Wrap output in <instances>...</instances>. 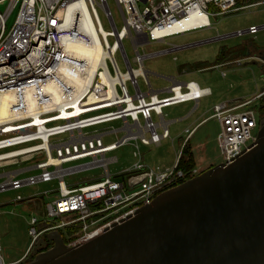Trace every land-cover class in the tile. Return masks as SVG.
Wrapping results in <instances>:
<instances>
[{"label": "built area", "instance_id": "1", "mask_svg": "<svg viewBox=\"0 0 264 264\" xmlns=\"http://www.w3.org/2000/svg\"><path fill=\"white\" fill-rule=\"evenodd\" d=\"M124 25L118 30L107 0H0V96L12 94L11 116L0 123V170L10 165L29 163L18 170L0 175V192L18 191L39 183H57L46 203V220L32 217L29 235L32 242L25 255L11 263L2 256L0 234V264H27L31 252L44 235L71 228L73 239L69 247H78L102 235L114 223L150 205L162 192L181 184L188 175L191 179L200 174L195 168L186 174L178 169L181 151L172 169H154L144 163L141 147L161 146L170 139L164 109L186 102H200L211 94L209 88H201L195 81L176 84L170 95L160 98L144 94L138 83L142 77L151 89L149 73L144 68L147 56L140 53L150 42H166L169 38L205 28H211V17L239 12L256 4H242L243 0H115ZM86 5L91 20L98 31L104 51V64L93 81L72 95L71 87L63 86L65 101L36 116H20L27 108V93L34 92L40 105L49 103L44 85L56 80L58 68L72 63L63 52L65 39H78L93 44V39L80 33L85 26L83 14ZM97 6L109 20L112 31L106 32L101 23ZM76 7L74 13L69 12ZM18 9L16 20L8 30L11 13ZM199 14L196 23L181 29L192 15ZM261 27L251 26L244 34L255 35ZM113 37L111 43L109 38ZM130 39L135 51L134 69L124 47ZM181 47L172 46L165 52H175ZM121 51L127 64L122 72L116 61ZM264 64V60L259 56ZM84 62H80V64ZM109 63L112 66L110 69ZM237 64L240 66L241 61ZM105 74L108 83L100 79ZM225 76V73H223ZM129 84L135 90L133 94ZM264 97V90L257 96ZM254 100L237 104L215 105L212 118L220 122L218 147L222 163L229 165L249 151L257 140L261 119L253 108ZM159 116L157 122L153 116ZM121 122L117 129L102 131L101 126ZM123 132V136L118 133ZM115 134V140L105 143V138ZM191 135V133H189ZM133 142L132 168L112 175L109 165L118 158H107L110 152ZM43 156L44 159H39ZM100 170V174L82 182L68 184V176ZM19 195L16 202L22 201ZM29 261V262H28Z\"/></svg>", "mask_w": 264, "mask_h": 264}, {"label": "water", "instance_id": "2", "mask_svg": "<svg viewBox=\"0 0 264 264\" xmlns=\"http://www.w3.org/2000/svg\"><path fill=\"white\" fill-rule=\"evenodd\" d=\"M49 237L53 248L27 264H264V121L233 163L162 192L88 243Z\"/></svg>", "mask_w": 264, "mask_h": 264}, {"label": "rangeland", "instance_id": "3", "mask_svg": "<svg viewBox=\"0 0 264 264\" xmlns=\"http://www.w3.org/2000/svg\"><path fill=\"white\" fill-rule=\"evenodd\" d=\"M99 1V0H97ZM264 0H258L261 2ZM109 9L113 15L116 27L120 30L123 25V17L115 0H107ZM257 3V2H255ZM254 4V3H252ZM7 4L0 6L1 11H5ZM97 11L106 32H111L112 26L105 16L104 11L97 6ZM18 14V9H15L7 23L9 30L14 24ZM211 28H205L197 31H192L184 35H178L169 38L166 42H150L144 48H140V53L147 56L144 61V67L147 71L152 72L149 76L151 84L167 85L169 81L160 77H174L180 81L197 80L202 87H210L214 92V96L202 100L201 111L205 107H214L217 102H244L253 100L259 93L264 90V71L257 63L258 60L250 61V64L244 66H226L222 69H216V63L221 62L219 58L221 51L235 57L261 56L264 51V29L258 31L257 34H244L241 36L233 35L239 31H246L252 25L261 27L264 25V2L253 5L251 7L240 10L232 14L220 16L218 18L211 17ZM225 36H229L224 38ZM216 39V40H214ZM112 43L114 38H109ZM213 40V41H210ZM210 41V42H207ZM206 42L194 45L189 48H181L175 52L163 53L172 46L185 47L196 43ZM124 47L134 69L138 68V64L134 61L135 51L130 39L124 41ZM163 53L160 55H155ZM116 61L120 70L124 73L127 71V64L121 51L116 54ZM222 61L220 64H224ZM111 71L112 66L109 63ZM214 69V70H211ZM182 71H189L194 75L188 76ZM227 75L224 77L222 73ZM157 75H155V74ZM160 75V76H158ZM140 88L146 89L147 84L144 79H138ZM131 92L135 90L129 84ZM218 98H222L219 101ZM256 106V105H255ZM171 109L166 108L164 112ZM200 111V112H201ZM212 114V110L202 116L207 118ZM155 119V117H154ZM157 121V119H155ZM216 119H207L201 123L195 131L187 139L190 140L194 157L196 158V167L204 171L210 168L211 165L222 163V156L217 142ZM121 126V122H113L108 125L101 126L102 131H108L111 128L117 129ZM119 135V133H118ZM115 134L105 138V143H111L115 140ZM185 139V138H184ZM182 141V140H181ZM180 141V143H181ZM181 144L174 145L169 141H163L161 146H150L147 148L141 147L144 156V163L154 169H172L176 163L178 150ZM133 142L119 148L114 152H110L107 158L117 157V163L109 165V170L112 175H117L125 170L132 168L136 159L133 156ZM39 159H44L43 156ZM208 162L211 165H206ZM35 160L29 163L20 164L18 161L14 165H10L5 169L0 170V175L7 171L18 170L23 166H31ZM100 174V170H91L77 173L66 178L68 184L82 182L90 179L93 176ZM3 179L0 178V183ZM57 188V183H39L33 186L23 187L18 191L10 190L0 192V233L1 245L3 248L2 256L6 263H11L18 260L27 250L32 242L29 235V222L32 217L40 221L46 220V203L50 201L53 194L42 197L44 193L54 191ZM22 197V201L16 202L17 196ZM64 234L71 232L70 229L62 230ZM34 252H31L33 255ZM30 255V256H31Z\"/></svg>", "mask_w": 264, "mask_h": 264}, {"label": "bare ground", "instance_id": "4", "mask_svg": "<svg viewBox=\"0 0 264 264\" xmlns=\"http://www.w3.org/2000/svg\"><path fill=\"white\" fill-rule=\"evenodd\" d=\"M83 14L86 17L85 26L79 29V32L90 36L93 39V44H86L78 39H65L63 41V52L71 59L70 64L67 62L61 65L56 73V80L47 82L43 90L49 96V103L40 105L34 92L27 93V108L20 116H36L53 108H59L66 98L63 92V86L71 87L73 89L72 95L79 90L89 85L96 75L97 71L104 64V51L98 37V31L91 20L89 11L86 5H83ZM76 7L69 9L70 14L74 13ZM201 16L199 14L192 15L186 20L181 29H184L191 24L196 23ZM80 62H84L80 64ZM105 74L100 75L104 83H108ZM14 100L12 94H4L0 96V123L7 121L11 116L10 103Z\"/></svg>", "mask_w": 264, "mask_h": 264}, {"label": "crops", "instance_id": "5", "mask_svg": "<svg viewBox=\"0 0 264 264\" xmlns=\"http://www.w3.org/2000/svg\"><path fill=\"white\" fill-rule=\"evenodd\" d=\"M210 41H212V40H210ZM252 60H258L259 62L257 64L260 65L262 70L264 71V64L259 60V57L256 58V57H253L252 55H249V56H245L244 55V56H239V57L233 58V56H231L230 54H227L226 58L224 60H222L225 63L224 64H220V63H222V61L221 62H217L215 68L216 69H222V68H224L226 66H239L237 64L238 61H241V65L239 66V67H241V66L250 64V61H252ZM211 70H214V69H211ZM146 72H148L149 74L152 73L150 71H146ZM182 72L185 73L188 76L194 75L193 73H189V71H182ZM223 73H225V72H223ZM223 73H222V75H223ZM153 74H155V73H153ZM155 75H157V74H155ZM226 75L227 74L225 73V76ZM158 76H160V75H158ZM160 77L168 80L169 84H167V85H157L155 87L151 84L152 85L151 89L148 86H146V89L143 90V91L140 88L141 91L144 94H146V95H157L160 98H165V97H168L170 95L171 88L174 85H176V84L180 83V84L184 85V83L190 82V81H195V82H197L199 84V82L197 80H193V79L192 80H188V81H180V80H177L174 77H163V76H160ZM199 86H200V84H199ZM200 87L201 88H209L211 90V94L209 96L204 97L203 99H206V98L214 96V92L212 91V89L210 87H202V86H200ZM257 96L253 99L254 100L253 108L255 107V105L258 106L259 103H260L261 99L257 98ZM203 99H201L200 102H198V103L197 102H186V103L177 104V105L171 106V109L167 110V112H164L165 119L167 121V126H168L169 132H170V139L166 140V141H168V142L170 141L174 145V147H175V145L177 143L181 144V147L178 149L180 151H181L183 145L187 142V139L190 137L189 133L192 134L195 131V129L201 123L206 121L207 119H213L212 118L213 112L207 118H202L203 115L208 113L210 110H213V108H214V107L213 108L212 107H209V108L205 107V110L201 111L202 100ZM217 99L218 100H216V101H219L222 98L221 97L220 98L217 97ZM222 103L237 104L239 102L233 101V100H231V102H225V101L224 102H217L216 104H214V106L218 105V104H222ZM168 108H170V107H168ZM154 117H155V119H157V122L160 121V117L159 116L154 115L153 119H154ZM216 131L218 133L217 134V142H218V136H219V133L221 131V125H220V122L218 120H217V123H216ZM123 135H124L123 132L119 133L120 137L123 136ZM180 141H181V143H180ZM188 141L190 142V140H188ZM143 148H147V147H143ZM195 161H196V158H195ZM205 164L207 166L211 165L210 163L208 164V162H206ZM170 167H168V168H170ZM209 167L212 168V167H214V165H211ZM196 168L198 169V167H196ZM210 168H208V169H210ZM208 169L206 168L204 171H206ZM198 170L200 171V173L204 172V171H201L200 168ZM29 247H30V245H29ZM29 247L27 248L25 253L28 251ZM25 253L19 259H21L25 255Z\"/></svg>", "mask_w": 264, "mask_h": 264}, {"label": "trees", "instance_id": "6", "mask_svg": "<svg viewBox=\"0 0 264 264\" xmlns=\"http://www.w3.org/2000/svg\"><path fill=\"white\" fill-rule=\"evenodd\" d=\"M258 2V0H243L242 4H252ZM228 53H225L224 51H221L219 54V58L224 60L226 58ZM254 109L257 111L259 118L261 119V122L264 121V97L261 98L260 103L258 106H255ZM196 168V161H195V157L194 154L192 152L191 146L189 144V141H187L182 149V154L179 160V165H178V169L183 171L186 174L191 173V171L193 169ZM191 177L190 175H188V177L181 182L184 183L188 180H190ZM70 229L71 232L64 234L63 231H60L61 236L64 239V242L67 244L68 242H70L73 237L71 236L72 234V229L71 228H67ZM54 246V242L50 239L49 234L44 235L42 237V239L40 240V242L35 246L34 250H33V255H31L30 261H33L36 256L40 253H44L49 251L50 249H52Z\"/></svg>", "mask_w": 264, "mask_h": 264}, {"label": "flooded vegetation", "instance_id": "7", "mask_svg": "<svg viewBox=\"0 0 264 264\" xmlns=\"http://www.w3.org/2000/svg\"><path fill=\"white\" fill-rule=\"evenodd\" d=\"M262 54H263V52L261 53V56H262ZM259 116V115H258ZM31 258V257H30ZM30 258H29V260H30ZM29 262V261H28Z\"/></svg>", "mask_w": 264, "mask_h": 264}]
</instances>
